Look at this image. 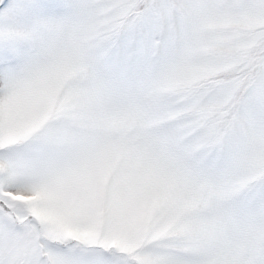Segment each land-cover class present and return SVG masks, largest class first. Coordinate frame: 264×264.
Here are the masks:
<instances>
[{"label": "snow or ice", "instance_id": "1", "mask_svg": "<svg viewBox=\"0 0 264 264\" xmlns=\"http://www.w3.org/2000/svg\"><path fill=\"white\" fill-rule=\"evenodd\" d=\"M0 264H264V0H0Z\"/></svg>", "mask_w": 264, "mask_h": 264}]
</instances>
